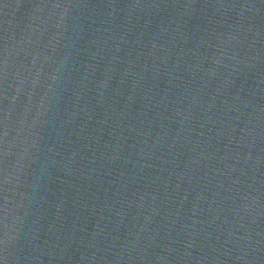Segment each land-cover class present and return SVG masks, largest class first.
I'll list each match as a JSON object with an SVG mask.
<instances>
[{"label":"water","instance_id":"1","mask_svg":"<svg viewBox=\"0 0 264 264\" xmlns=\"http://www.w3.org/2000/svg\"><path fill=\"white\" fill-rule=\"evenodd\" d=\"M0 264H264V0H0Z\"/></svg>","mask_w":264,"mask_h":264}]
</instances>
